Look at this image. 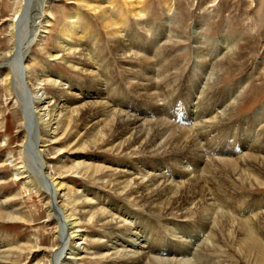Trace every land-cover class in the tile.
<instances>
[{
    "label": "bare ground",
    "instance_id": "bare-ground-1",
    "mask_svg": "<svg viewBox=\"0 0 264 264\" xmlns=\"http://www.w3.org/2000/svg\"><path fill=\"white\" fill-rule=\"evenodd\" d=\"M50 1H16L14 13L8 19L9 46L0 54V65L4 63L0 66L4 74L1 81L18 114L22 136L19 161L1 158L0 165L12 164L15 179L46 198L56 238L65 239L59 249L42 247L50 264H77L85 255L101 257L99 264H228L222 254L217 255L219 251L223 253L227 242L236 246L248 264H264V198L234 193L226 178L231 175L236 180L264 186L262 171L255 170V164L264 169V134L256 129L264 118V104L252 119L236 126L245 129V133L238 135V139L232 136L233 140L228 141L232 148L221 145L225 142V127L233 121L232 108L237 104L242 84L240 81L239 89L233 92L212 81L216 58L225 46L233 44V39H211L212 45L203 48V39L195 32L193 63L180 73L181 60L166 47L171 38L179 36L170 27L173 17L157 25L143 23V33L137 27H127V15L115 16V22H108V15L103 14L111 53L119 55L122 62L150 60L141 69L129 68L134 74L128 75L127 82L139 86V99H133L128 93H113L118 79L109 76L100 40L86 23L79 22L81 14L75 7L67 11V22L60 26L48 60L42 62L40 71L31 79L29 50L34 42L40 43L47 31ZM88 7L92 8L91 4ZM115 26L127 28L120 33ZM77 49V62L71 66L95 74L91 80L95 86L71 81L51 68L50 60L58 59L62 53L75 54ZM48 86H52L53 94L47 92ZM69 90L78 91L68 95ZM129 101L136 104L132 106ZM84 116L91 132L83 142L84 148L133 157L135 165H139L106 158L85 163L92 176L117 172L115 196H126L125 202L133 199L137 207L129 208L127 203H119L92 187L78 191L87 203L83 209L85 221L91 223L98 212L100 222L109 225L107 234L96 232L91 238L104 243L89 249L85 244L87 235L79 226L81 218L63 202L64 190H69L67 181L61 175L43 173V164L48 167L43 156L48 153L44 148L42 153L37 150L38 143L45 147L68 136L74 121ZM37 125L39 134L35 132ZM108 136L111 139L105 144ZM115 163L123 167L112 169L116 168ZM46 174L53 182L50 187L45 184ZM4 179L6 176L0 175V180ZM4 197L0 196V206L7 211L5 215L18 219ZM3 215L2 212L0 216ZM166 238L181 252L171 251L167 256L157 252L160 246L156 242ZM2 243L0 237V264H7L9 256L7 250H2Z\"/></svg>",
    "mask_w": 264,
    "mask_h": 264
},
{
    "label": "rangeland",
    "instance_id": "rangeland-1",
    "mask_svg": "<svg viewBox=\"0 0 264 264\" xmlns=\"http://www.w3.org/2000/svg\"><path fill=\"white\" fill-rule=\"evenodd\" d=\"M16 1L0 0V54L5 52L9 46L8 19L14 13ZM88 4H91L92 8H89ZM117 5H120V7ZM75 7L79 8L81 14L79 22L86 23L100 40V48L106 54L105 58L110 68L111 73L109 76L118 79L113 90L114 94L118 92L121 94L128 93L133 99H139L136 96L139 86L136 83L127 82L128 75L134 74V71L130 72L129 68L141 69L140 66L146 65L150 60L142 61L143 58H138L135 60L129 59L130 62H122L119 55L110 52L109 29L102 18L105 13L108 15V22H115V16L123 17L127 15L129 21L127 27L135 30V27H137L140 31L143 30V23L157 25L164 19L173 17L174 23L170 27L174 30L173 33L180 37L171 38L166 47L181 60L180 73L186 72L193 63L195 32L200 33L199 35L203 39V43H201L203 48H206L205 46L209 43L208 47L211 46L212 40H219L225 36L233 39V44L225 46L222 51L223 54L220 53V56L216 58L219 62H215V65L217 64L216 76L214 75L212 79L217 86L219 85V88L227 91L233 90L234 92L236 88L239 89L240 81L242 84L238 90L240 96L237 104L232 108L231 119L233 121L231 120V124L225 125V142L221 145H228V141L233 140L232 136L234 135H236L235 139H238V135L244 134L243 130L245 129H240L241 126L239 129L236 128L242 124L240 122L252 119L255 111L264 104V0H52L49 3V26L45 27L47 31L40 43L35 44L34 42L29 50L27 65L30 67L29 76H31V79H34L40 71L42 62L48 60L47 54L54 45L55 37L60 33V26L67 22V11ZM168 9H172V11L169 12ZM140 10H144L145 13L140 12ZM115 27L118 28L120 33H123L124 29L127 28L124 26ZM25 34H27L26 26ZM78 51L79 49L76 50L75 54L62 53L58 59L50 60L51 68L71 81L95 86L91 83L95 74L86 71L81 72L71 66L72 63L77 62ZM3 76L4 74L0 70V159L10 157L18 162L19 144L22 141V136L18 129V114L16 115L11 97L7 95L1 81ZM46 90L48 93H54L52 86H48ZM69 91L68 95L78 90ZM96 99L101 100V98H90L92 101ZM129 102L132 106L136 104ZM128 111L137 114V111L129 109ZM86 123L87 118L85 116L81 119L78 118L74 121V126L67 134L68 136L61 137L55 144L47 143L45 147L39 146L42 144L38 143L37 150L42 153L40 150L44 148L48 153V155L43 156L48 161L47 168H45L46 164H43V173L47 172L52 177L61 175L67 181V189L69 188V190H64L67 198L65 197L63 202L68 204L67 206L76 217L81 218L79 226L81 231H84L87 235L85 237L87 243L85 244L86 248L89 249L90 247L96 248L104 243L103 240L96 239V241H92L91 238L96 232L107 234L109 225L100 222L98 212L93 215L94 220L91 223L85 221L83 209L87 203L85 200L83 201L84 197H81L78 191L86 186L92 187L111 196L119 203H127L129 208L137 209V207L134 206L135 201L133 199L125 202L128 200L125 198L126 196H115V182L119 178L117 172L109 171L92 176V171L87 170L85 163L90 162L92 164V159L106 158L114 162L129 160L132 166L135 165V159L125 155L110 154L102 149L84 148L86 143L83 144V142L86 136L90 137L89 134L91 133ZM180 124L182 123L179 122ZM256 129L264 134V118ZM35 132L39 134V125L36 126ZM107 139L105 144L109 143L110 136ZM218 141H221V139ZM60 158H62L61 162L59 161ZM104 163L108 164L110 162L104 161ZM113 164L110 163L109 165ZM255 165V170L258 168L257 171L261 170L264 176V169L259 164ZM122 167L116 164V168L113 167L112 169ZM13 174L14 166L12 164L0 165V175L6 176V179L0 180V196H5L2 199H8L7 205L11 208L10 211L18 217V219L7 217L4 213L7 211L0 206V214L2 212L4 214L3 217L0 216V237L4 245L2 250L8 252L7 264H50V259L41 250L44 247L59 249L65 243V239L61 238L59 240L56 238L55 223L48 217L46 198L34 190L24 187L22 182L16 180ZM48 174L45 175L47 178L45 184L50 187V183L53 185V182ZM231 177V175L226 177L228 179L227 184L230 185L234 193H247L251 196L264 198V186L254 185V182L250 183L247 180H236L234 176ZM74 199L78 201L75 202ZM61 218L63 220L62 216ZM156 244L160 246L157 252L160 251L161 255L164 256H167V253H171V251L181 252L182 250L173 246L167 238L161 242H156ZM223 250V253L219 251L217 255L222 254L228 264H248L233 243L227 242ZM101 261V257L85 255L77 264H99Z\"/></svg>",
    "mask_w": 264,
    "mask_h": 264
}]
</instances>
